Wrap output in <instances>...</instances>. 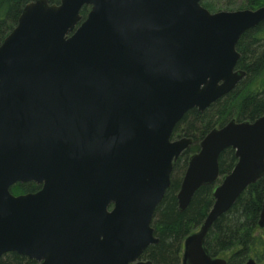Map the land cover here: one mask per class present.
<instances>
[{
    "label": "water",
    "instance_id": "1",
    "mask_svg": "<svg viewBox=\"0 0 264 264\" xmlns=\"http://www.w3.org/2000/svg\"><path fill=\"white\" fill-rule=\"evenodd\" d=\"M263 21L264 5L211 12L201 0L27 2L0 43V256L153 264L138 257L158 241L152 217L193 143L173 139V129L188 110L236 87L246 75L236 67L237 41ZM228 147L237 161L220 178ZM263 175L264 114L204 135L187 160L178 207L216 185L206 216L183 239V264H227L207 251L205 235ZM28 181L40 189L10 191ZM243 264L260 263L250 256Z\"/></svg>",
    "mask_w": 264,
    "mask_h": 264
},
{
    "label": "trees",
    "instance_id": "2",
    "mask_svg": "<svg viewBox=\"0 0 264 264\" xmlns=\"http://www.w3.org/2000/svg\"><path fill=\"white\" fill-rule=\"evenodd\" d=\"M29 1L32 0H0V43L14 28L22 8ZM49 1L57 3L59 0ZM238 1L201 0V4L214 12L218 8L217 4H223L228 9L236 6ZM240 1L238 8L254 9L264 5V0ZM88 10V6L82 7V18ZM236 50L240 53L236 67L243 69L246 75L234 89L203 111L196 108L188 110L173 129L172 137L177 132V136L183 133V136L192 138L193 143L174 162L170 185L154 212L153 226L158 242L148 247L146 256L157 264H177L184 236L202 222L213 203L212 190L216 183L200 186L184 209L178 207L176 195L187 160L198 151L200 140L212 128L222 126L230 119L252 121L264 114V21L239 37ZM236 161L231 147L220 153V178L232 170ZM179 168H182L183 174L177 177L175 173ZM35 188L34 183H15L10 190L17 193L33 191ZM263 198L264 175L249 184L210 225L204 238V246L211 255L227 253V264H243L250 256L259 263L264 261V226L258 224ZM31 263L30 259L16 251H8L0 256V264Z\"/></svg>",
    "mask_w": 264,
    "mask_h": 264
},
{
    "label": "flooded vegetation",
    "instance_id": "3",
    "mask_svg": "<svg viewBox=\"0 0 264 264\" xmlns=\"http://www.w3.org/2000/svg\"><path fill=\"white\" fill-rule=\"evenodd\" d=\"M16 183H18V184H22V185H26V184H28V183H34L35 184V186H36V188L33 190V191H20V192H17V193H13L14 195H19V194H25V193H29V192H36L37 190H39L40 189V187H41V185H38V184H36L35 182H33V181H28V182H16ZM15 184V183H14ZM11 191V190H10ZM113 206V202L112 203H110L109 205H108V209H111V207ZM153 220H154V215H153V217H152V220H151V225L153 226ZM199 227V225L198 226H196L194 229H193V231L194 230H196L197 228ZM190 232H192V231H190ZM189 232V233H190ZM153 234L155 235V236H157V234H156V231H155V228H154V226H153ZM158 237V236H157ZM185 237V236H184ZM184 239V238H183ZM156 242H158V241H156ZM156 242H150L143 250H142V252L140 253V255H139V257H138V260H140V259H142V260H145V259H149L146 255H147V249H148V247L151 245V244H153V243H156ZM182 247H183V240H182V243H181V249H180V252H179V258H178V262H177V264H183V262H182ZM8 252V251H7ZM18 253V252H17ZM20 255H22V256H24V257H27L28 259H30L31 261H32V263L31 264H36L37 262H38V260L37 259H35V258H33V257H29V256H27V255H24V254H21V253H19ZM219 256V255H218ZM151 260V259H150ZM152 261V260H151ZM134 262H128L127 264H133ZM152 263L153 264H157L156 262H154V261H152Z\"/></svg>",
    "mask_w": 264,
    "mask_h": 264
},
{
    "label": "rangeland",
    "instance_id": "4",
    "mask_svg": "<svg viewBox=\"0 0 264 264\" xmlns=\"http://www.w3.org/2000/svg\"><path fill=\"white\" fill-rule=\"evenodd\" d=\"M240 3H241V1L239 0L237 3H236V6L234 5L233 7H230V8H228V9H226V7H224L223 6V4H220V5H218L217 4V6H218V8H217V10H234V9H241V8H238V6L240 5ZM221 7V8H220ZM217 10H215V11H217ZM178 133V132H177ZM176 133V134H177ZM174 135L172 138L173 139H176V138H179V137H185V136H183V133H181L180 135ZM187 137V136H186ZM178 172L177 173H175L176 175H177V177H179V176H181L183 173H182V168H179L178 170H177ZM219 256H221V257H224V258H226L227 257V253H223V254H221V255H219ZM260 264H264V261L263 262H261Z\"/></svg>",
    "mask_w": 264,
    "mask_h": 264
}]
</instances>
